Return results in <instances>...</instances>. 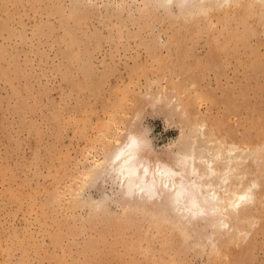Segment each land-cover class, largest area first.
Returning a JSON list of instances; mask_svg holds the SVG:
<instances>
[{
	"label": "rangeland",
	"instance_id": "1",
	"mask_svg": "<svg viewBox=\"0 0 264 264\" xmlns=\"http://www.w3.org/2000/svg\"><path fill=\"white\" fill-rule=\"evenodd\" d=\"M240 1L0 0V264H264V0ZM131 132L167 161L250 146L221 161L256 205L218 230L129 199Z\"/></svg>",
	"mask_w": 264,
	"mask_h": 264
},
{
	"label": "bare ground",
	"instance_id": "2",
	"mask_svg": "<svg viewBox=\"0 0 264 264\" xmlns=\"http://www.w3.org/2000/svg\"><path fill=\"white\" fill-rule=\"evenodd\" d=\"M236 4L237 8L244 10L241 8L245 6L243 0ZM262 7L264 9V1ZM239 8L238 10H240ZM196 127L197 130L190 137L192 143L197 142L195 136L198 132L201 133V137H206L204 134L206 128L202 125ZM207 143L209 142L205 144ZM218 144L219 146L216 148L203 146L199 153L190 150L177 155L172 161H167L151 154L146 138L131 132L124 142L115 147L107 161L106 171L110 170L109 172L113 174L111 179L115 185H119L121 190H124V194L129 199H135V202H144L146 206L160 202L163 206H169L180 219H184L185 216L196 219L203 215L202 209L220 207L224 212H219L214 219H217L218 230L225 229L229 227L227 219L230 217L229 213H234L238 219L240 214L246 210L247 205H256L253 203L256 197L254 188L257 183L246 180V175L243 172L237 175L242 183L238 185L229 183L230 175L233 174L236 167L221 161L224 159V155L233 153L234 147L244 151L250 146L243 144L240 147L236 143L224 142ZM184 158H189L190 162L184 164L182 161ZM219 164L223 165L221 169L216 167ZM201 165L204 166L203 174H200L199 170L203 168ZM197 170L198 172H196ZM213 176H216L218 184L213 183ZM209 196L216 197V203L212 199H210L212 201L208 200ZM252 201L254 202L252 203ZM202 203L205 205L203 206ZM255 219L251 220L252 223ZM251 224L249 226H252ZM239 231L245 230L237 232Z\"/></svg>",
	"mask_w": 264,
	"mask_h": 264
}]
</instances>
